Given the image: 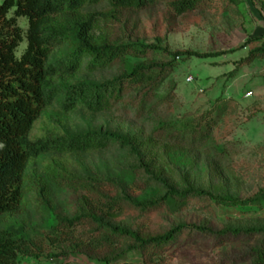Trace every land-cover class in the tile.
Segmentation results:
<instances>
[{"label":"rangeland","instance_id":"374dc122","mask_svg":"<svg viewBox=\"0 0 264 264\" xmlns=\"http://www.w3.org/2000/svg\"><path fill=\"white\" fill-rule=\"evenodd\" d=\"M91 10H112L116 16V21L103 20L94 29L98 40L152 43L160 39L170 50L218 52L232 51L250 36L264 35V0H210L208 5L183 16H176L167 1L137 11L114 9L102 0L89 3L82 12ZM74 18V14H66L58 21L69 24ZM19 24L25 30L28 28L24 17ZM26 47L24 41L18 49L19 57ZM73 49L71 40H63L55 53L64 55ZM249 52L248 46L217 57L177 59L175 69L159 89L160 99L173 93L174 101L166 110L148 111L149 106L144 113L122 109L92 112L83 108L65 112L53 105L45 110L33 135L54 132L78 136L94 131L126 135L136 139L142 156L152 158L154 167L164 168L169 176L177 171L187 172L197 185L233 197L250 198L264 188V58L241 62ZM169 59L159 51L102 66L85 54L78 72L60 75L56 81L101 82L136 63ZM233 70L236 73L230 76ZM249 92L251 96L247 95ZM219 106L223 107L221 111ZM208 118L217 121L210 142L202 148L174 146L157 137L162 122L180 130L185 125L195 127ZM136 166V158L129 149L114 142L91 149L52 152L31 163L22 209L6 219L7 225L32 240L34 254L21 255L18 264H102L72 254L70 243H55L54 238L59 235L55 230L58 216L72 217L79 210L81 192L65 184L75 176L88 179L95 173L117 179L140 200L163 196L162 188L145 187V179L137 173ZM55 178L64 181L58 183ZM37 179L45 184L42 198ZM116 221L144 236L162 234L181 223L215 230L264 228V205L240 207L207 197H192L186 203L165 204L150 211L128 207ZM88 231L87 227L80 229V233ZM259 250L264 251L263 234L225 235L187 229L165 247L164 259L166 264H264ZM113 264H142V258L132 252Z\"/></svg>","mask_w":264,"mask_h":264},{"label":"trees","instance_id":"16d2710c","mask_svg":"<svg viewBox=\"0 0 264 264\" xmlns=\"http://www.w3.org/2000/svg\"><path fill=\"white\" fill-rule=\"evenodd\" d=\"M102 0H2L0 2V264H18L20 256L34 254L32 240L6 224L23 206L24 188L28 168L41 156L57 151L91 149L118 143L129 149L136 158L137 173L145 179V187H160L165 194L160 198L140 200L131 189L117 179L100 174L90 178L75 176L65 184L81 192L79 210L72 217L58 216L55 230L59 232L55 243H70L72 254L85 256L102 264H113L136 252L142 264H166L165 247L187 229L211 234H241L242 232L264 235V228L251 227L245 230L224 228L215 230L196 223L177 224L162 234L144 236L139 230L116 221L125 208L150 211L165 204L186 203L192 197H207L216 202L240 207H262L264 188L250 198L233 197L220 193L209 186L197 185L187 172L177 171L169 176L162 168L154 167L153 159L142 156L136 139L110 132L94 131L84 135L70 136L47 132L34 136V129L45 110L53 105L62 111L83 108L92 112L113 109L137 111L166 110L174 101L173 93L159 98V89L180 58H210L228 54L237 49L250 47L249 54L241 62L252 63L264 58V35L250 36L239 48L232 51L201 52L197 50H170L160 39L156 42H115L109 38L98 40L94 29L103 20L116 16L112 10L82 12L89 3ZM114 9L142 10L162 1H167L176 16H183L210 0H107ZM235 1V0H233ZM74 14L69 24L58 20ZM28 20L25 30L20 18ZM63 40H71L74 49L58 55L56 48ZM27 47L18 56L21 44ZM164 52L167 61L145 60L129 66L122 73L92 82L79 80L73 83L57 82L60 75H71L82 66L85 54L102 66L124 61L127 57H146L152 52ZM236 70L230 72L235 75ZM218 109L221 111L222 106ZM142 115V114H140ZM216 118L199 121L195 127L185 125L177 130L173 124L160 123L157 137L174 146L193 148L206 146L213 135ZM70 175L66 176L69 177ZM61 181L64 179L60 178ZM55 178L56 182H61ZM39 196L45 195V184L37 179ZM87 227L86 233L80 229ZM264 261V251L259 250Z\"/></svg>","mask_w":264,"mask_h":264},{"label":"built area","instance_id":"2783aa9c","mask_svg":"<svg viewBox=\"0 0 264 264\" xmlns=\"http://www.w3.org/2000/svg\"><path fill=\"white\" fill-rule=\"evenodd\" d=\"M247 95H248V96H251V95H252V92H249Z\"/></svg>","mask_w":264,"mask_h":264}]
</instances>
